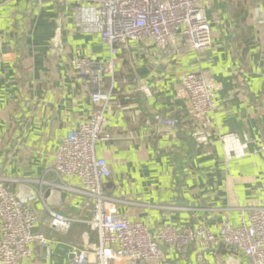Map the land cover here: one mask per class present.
<instances>
[{"label": "crops", "instance_id": "obj_1", "mask_svg": "<svg viewBox=\"0 0 264 264\" xmlns=\"http://www.w3.org/2000/svg\"><path fill=\"white\" fill-rule=\"evenodd\" d=\"M85 2L0 0V174L21 180L7 184L15 194L20 185L33 191L27 204L37 216L34 232L48 240L33 243L18 264H73L71 250L97 243L86 197L54 186L60 180L50 170L66 132L88 121L94 107L96 84L70 63L76 50L97 65L113 60L98 86L109 93L111 139L95 153L111 168L104 190L121 216L153 233L169 224H203L214 234L224 219L239 225L248 205L264 204V0H199L211 28L206 50L180 38L167 53L149 40H129L115 44L113 56L98 34L75 27L74 7ZM192 70L203 71L210 87L214 109L204 123L191 115L181 84ZM155 115L177 123L164 129ZM62 181L81 188L76 178ZM47 207L73 217L67 233L48 225ZM159 245V264H197L198 242L182 253ZM204 255L209 263L250 264L220 240Z\"/></svg>", "mask_w": 264, "mask_h": 264}, {"label": "built area", "instance_id": "obj_2", "mask_svg": "<svg viewBox=\"0 0 264 264\" xmlns=\"http://www.w3.org/2000/svg\"><path fill=\"white\" fill-rule=\"evenodd\" d=\"M73 21L80 32L98 34L112 56L117 51L115 44L129 40H149L163 53L169 51V44L176 38L184 39L198 52L211 46V28L199 0H89L74 7ZM70 63L79 77L97 86L90 94L94 107L89 120L66 132L50 168L60 180L54 186L86 197L85 205L90 208L87 222L97 234V243L88 250H71L73 264H113L121 258L126 264H159L163 259L160 243L182 253L195 242L201 245L196 253L197 264H225L222 260L209 263L205 258V250L216 240L243 252L250 264H264V204L261 201L246 207L247 218L237 226L222 220L218 234L203 224L186 225L182 229L169 224L153 233L145 224L121 216L115 205L117 200L104 190L111 168L95 153L97 143L111 139L104 115L109 93L101 92L98 86L104 80V74L100 73L113 72L112 57L101 66L76 50ZM181 84L191 115L200 123L206 122L214 107L205 73L189 71L182 75ZM143 90L149 92L145 87ZM154 118L164 129H173L177 123L173 117L155 115ZM62 176L78 179L81 188L67 185ZM9 182L21 180L0 174V264H18L19 260L30 257L33 243L48 241L44 234L34 232L35 211L8 188ZM47 211L48 225L59 233H67L73 217L49 207Z\"/></svg>", "mask_w": 264, "mask_h": 264}, {"label": "water", "instance_id": "obj_3", "mask_svg": "<svg viewBox=\"0 0 264 264\" xmlns=\"http://www.w3.org/2000/svg\"><path fill=\"white\" fill-rule=\"evenodd\" d=\"M55 47L57 49H61V41L59 37V32L56 33V37L54 39ZM28 187V186H27ZM25 185H20L18 191L16 192V196L23 202L27 203L30 198L34 197V193L30 188H27ZM27 191V192H26Z\"/></svg>", "mask_w": 264, "mask_h": 264}]
</instances>
